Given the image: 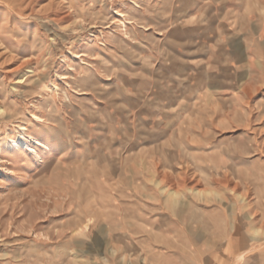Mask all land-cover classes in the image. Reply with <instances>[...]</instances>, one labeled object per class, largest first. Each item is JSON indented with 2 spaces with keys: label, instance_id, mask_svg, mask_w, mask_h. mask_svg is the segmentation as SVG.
<instances>
[{
  "label": "rangeland",
  "instance_id": "1",
  "mask_svg": "<svg viewBox=\"0 0 264 264\" xmlns=\"http://www.w3.org/2000/svg\"><path fill=\"white\" fill-rule=\"evenodd\" d=\"M230 42L249 71L201 109L192 85ZM165 125L225 168L164 169ZM263 249L264 0H0V264H264Z\"/></svg>",
  "mask_w": 264,
  "mask_h": 264
},
{
  "label": "crops",
  "instance_id": "2",
  "mask_svg": "<svg viewBox=\"0 0 264 264\" xmlns=\"http://www.w3.org/2000/svg\"><path fill=\"white\" fill-rule=\"evenodd\" d=\"M227 45L228 48L225 49L223 52H221L219 56L221 60L218 61L221 62L220 63L221 67L220 68L216 67L211 69L206 68L207 73H205V75L209 79L203 81V83L201 84L192 85L193 88H196V93H198L199 95L197 100L202 102L203 104L200 107L201 109L205 105L215 108L214 106L215 101H217L216 103L218 102L223 103L225 99L228 100L232 99L233 101L234 98L232 93H236L237 90L239 89V78L241 76H244L245 73H247V70L249 71V69H247L245 65V62L249 61L250 59L249 56L247 55V52H245L243 48H238L236 46L237 42H230ZM212 54L213 53L209 55V60L212 57L213 59L216 57V54L213 55ZM224 93H228L230 95L224 96L223 95ZM186 132L180 131V133L177 134L175 131H171L165 125V130L159 133L158 134L159 136L157 135V137L159 138V140L161 139L163 143L167 141L168 148L166 150L160 151L159 160L157 161V163H159L164 169H166L167 167V169L169 170L171 168L170 167L171 165L175 166L176 158L179 160V158H181V156L184 155V156L192 157L195 160V162L199 165L200 170H204V169L208 170V168H214V165H216L217 168H219V170L221 168H225V164H227L229 160L226 159L227 157L226 155L228 153L225 154V152H223L222 149L220 148H215V147L210 148L208 147V143H206V141L203 140L201 137L197 136L193 138L190 137L189 135L191 133L189 132L186 133ZM153 139L156 140L155 137H153ZM178 139L179 141H183L185 147H183V149L178 151L171 149L170 147L173 145V143H175V141H178ZM185 141L190 142V144L187 145ZM191 141L193 144H191ZM155 151H157L156 148L154 152ZM230 153L236 154V151L232 150L230 151ZM139 170L138 171L140 173H145V174L150 173L151 176H155L156 172L157 171L159 172L158 164L156 166L155 162L153 161L147 163L146 169H144V163H143V166L139 168ZM131 181H133V178ZM157 182L160 181L158 180ZM158 211L159 213H157L156 216H176V213L174 212L172 214L170 213L165 214V213H161L160 210H157L156 212ZM179 216H185V214L183 213L180 214Z\"/></svg>",
  "mask_w": 264,
  "mask_h": 264
},
{
  "label": "bare ground",
  "instance_id": "3",
  "mask_svg": "<svg viewBox=\"0 0 264 264\" xmlns=\"http://www.w3.org/2000/svg\"><path fill=\"white\" fill-rule=\"evenodd\" d=\"M65 78V77H64ZM23 83V82H22ZM56 88V87H55ZM37 119H39L38 117H36ZM208 194H211L210 192H208ZM173 197H177L178 196V194H174V195H172ZM232 217H234V216H232ZM255 232V231H254ZM256 233H259V230H257L256 231Z\"/></svg>",
  "mask_w": 264,
  "mask_h": 264
}]
</instances>
